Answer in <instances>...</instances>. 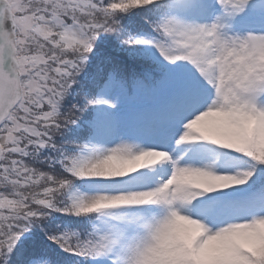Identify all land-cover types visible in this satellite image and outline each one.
I'll return each instance as SVG.
<instances>
[{
    "label": "snow or ice",
    "instance_id": "obj_1",
    "mask_svg": "<svg viewBox=\"0 0 264 264\" xmlns=\"http://www.w3.org/2000/svg\"><path fill=\"white\" fill-rule=\"evenodd\" d=\"M0 264H264V0H0Z\"/></svg>",
    "mask_w": 264,
    "mask_h": 264
}]
</instances>
